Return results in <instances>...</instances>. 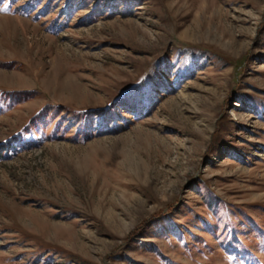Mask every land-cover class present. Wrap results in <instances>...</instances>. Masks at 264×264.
I'll return each instance as SVG.
<instances>
[{"label":"rangeland","instance_id":"obj_1","mask_svg":"<svg viewBox=\"0 0 264 264\" xmlns=\"http://www.w3.org/2000/svg\"><path fill=\"white\" fill-rule=\"evenodd\" d=\"M0 264H264V0H0Z\"/></svg>","mask_w":264,"mask_h":264}]
</instances>
